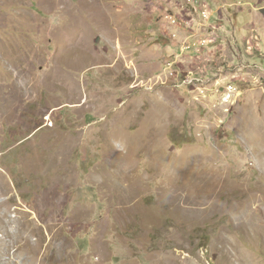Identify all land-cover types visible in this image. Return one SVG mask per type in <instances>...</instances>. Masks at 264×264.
<instances>
[{"label": "rangeland", "instance_id": "374dc122", "mask_svg": "<svg viewBox=\"0 0 264 264\" xmlns=\"http://www.w3.org/2000/svg\"><path fill=\"white\" fill-rule=\"evenodd\" d=\"M212 8L0 0V264H264V0Z\"/></svg>", "mask_w": 264, "mask_h": 264}, {"label": "built area", "instance_id": "2783aa9c", "mask_svg": "<svg viewBox=\"0 0 264 264\" xmlns=\"http://www.w3.org/2000/svg\"><path fill=\"white\" fill-rule=\"evenodd\" d=\"M180 3L188 9L195 17L194 20L196 21V28L204 31L208 30V35L210 36V39L208 38L207 34L205 32H202L199 40H205V41H216L217 34L219 33L220 27L213 23L212 19L216 11L212 8L213 1L214 0H179ZM226 7V5H224ZM172 22L174 24H178L180 26H184L186 24V27H190L193 24L190 23L191 19H180L179 16H172ZM256 29L253 28V34L251 36L252 41H261V40H254V31ZM192 36V35H191ZM207 36V37H205ZM213 37V39L211 38ZM190 41V40H187ZM187 43H185L186 45ZM191 45V44H190ZM192 46V45H191ZM186 48V47H185ZM190 48V46H189ZM187 48V49H189Z\"/></svg>", "mask_w": 264, "mask_h": 264}, {"label": "bare ground", "instance_id": "6f19581e", "mask_svg": "<svg viewBox=\"0 0 264 264\" xmlns=\"http://www.w3.org/2000/svg\"><path fill=\"white\" fill-rule=\"evenodd\" d=\"M4 185H3V181L1 180V175H0V193H3L4 191Z\"/></svg>", "mask_w": 264, "mask_h": 264}, {"label": "crops", "instance_id": "0c3cea01", "mask_svg": "<svg viewBox=\"0 0 264 264\" xmlns=\"http://www.w3.org/2000/svg\"><path fill=\"white\" fill-rule=\"evenodd\" d=\"M214 1H216V0H214ZM239 18L241 19V17H240V16L238 17V19H239ZM231 21H232V19H231ZM248 42L250 43V41H248Z\"/></svg>", "mask_w": 264, "mask_h": 264}]
</instances>
